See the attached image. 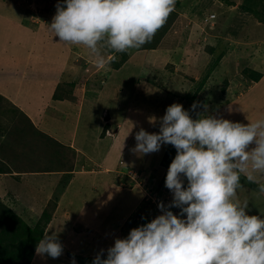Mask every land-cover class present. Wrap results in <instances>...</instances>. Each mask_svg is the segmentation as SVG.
<instances>
[{
    "label": "rangeland",
    "instance_id": "1",
    "mask_svg": "<svg viewBox=\"0 0 264 264\" xmlns=\"http://www.w3.org/2000/svg\"><path fill=\"white\" fill-rule=\"evenodd\" d=\"M58 2L62 0H0V31L4 29L13 42L16 26H23L21 24L24 23L27 25L28 34H32V29L38 31V41L44 25L48 27L47 24L51 23ZM173 13L175 19L169 28L158 38L161 28L151 43H147L149 45L145 44L139 49H130L125 53L105 50L106 57L114 54L118 59L104 69L96 66L95 56L83 45L67 44V47L63 48V60L68 56L66 50L74 51L75 55L78 53L81 58L79 66L74 70L73 80H66L67 77H64L60 85L64 96L69 97L70 103L74 105L71 107L74 109L71 114L77 117L78 110L89 112V106L84 102L81 92L95 89V96H98L99 91L102 92V123L105 125L99 134L105 137L103 139L106 142L107 137H112L111 144L119 140L117 144L119 143L122 153L117 157L113 154L107 155L101 163L91 166L87 175L98 174L99 179H104V175L108 173L111 180L106 178L102 186L95 178L90 181L92 192L85 196L94 197L88 198L85 202L88 206L84 210L71 207L67 203L69 200H76L75 195L86 191L75 185H72L75 188L73 189L64 181V175L47 173L42 189L34 188L39 184L37 179H28L27 184L33 194H39L36 199L32 198V204L31 201L26 203V206L30 204L27 207L25 204L20 208L15 207L17 216L33 228L37 222L43 220V208L47 206L52 218L50 224L48 223L49 227H45L46 234L58 233L52 229L60 226L59 232L64 239L62 244L65 243L64 253L59 258L34 256L29 264H72L73 257L76 264H92L101 249L105 250L106 258V250L114 244L115 238L126 237L132 228L161 214L158 202L163 201L167 205L172 200V193L165 187V178L176 155V149L170 144L162 145L159 152L142 157L132 153L130 149L135 146V133L141 128L148 132L159 131V123L154 125L150 118L162 117L170 104L181 103L193 118H197V112L203 111L202 107H198L196 111L191 110L193 103L199 102L201 105H207L209 115L244 124H247L248 120L264 119V0H176ZM51 34L53 33L49 35ZM152 46L155 47L151 48ZM46 47L44 50L51 48ZM152 49H155V52H148ZM32 50L38 49L28 46V56ZM45 53L40 47L36 54L40 56ZM132 55L138 64L131 63ZM78 59L76 56V60ZM121 60V64L130 60L125 64L127 66H124L125 71L116 68V63ZM134 64L136 67L140 66V69ZM257 74L262 77L254 81V75ZM75 84L80 88V94L73 90ZM112 90L115 94L122 93V104L117 100L115 109L111 108L112 103H109L112 102ZM2 93L0 155L4 151L3 156L9 157L10 153L17 149L21 154L19 158L31 160L35 156L39 157L40 150L33 151L34 154L30 151L28 153V145L46 137H42V133L32 128V120L27 117L28 114L14 107L11 103L12 97H6ZM117 109L123 111L118 113ZM124 115L129 121L126 123H131L134 127L132 136L124 143L122 149L123 143L120 144V140L125 134L123 129L119 134L120 129L117 127L120 125L116 121L117 117L122 120ZM46 136L49 139V136ZM71 148L77 151L72 145ZM86 150L88 151L87 148ZM0 159H3L2 155ZM15 162L18 167L19 160ZM77 162L85 163L84 168H89V165L94 163L83 156L81 160H75V163ZM1 163L7 164L6 161ZM14 165H11L13 169H17ZM11 177L9 176V179ZM76 178L71 181L75 182ZM257 179L264 183V176L257 175ZM241 183L243 187L238 190V196L241 202H249V214L264 215V193H260L258 185L249 183L244 176L241 177ZM107 187L110 189L104 192ZM2 188L1 184V201ZM131 191L134 195L128 205L127 198L132 195ZM102 194L103 197L100 198ZM60 196H64V203L54 206ZM45 197L47 200L52 197L55 202L48 203L43 199ZM79 200L81 198L77 199L76 205L80 203ZM49 202H52V199ZM1 204L4 205L2 202ZM1 209L0 214L4 213ZM171 210L175 214L180 213L179 208L173 207ZM5 225L6 222L0 220V229ZM61 228L67 230L61 231ZM17 232L18 230H15L12 235L16 233L15 237L21 240L22 236Z\"/></svg>",
    "mask_w": 264,
    "mask_h": 264
},
{
    "label": "clouds",
    "instance_id": "2",
    "mask_svg": "<svg viewBox=\"0 0 264 264\" xmlns=\"http://www.w3.org/2000/svg\"><path fill=\"white\" fill-rule=\"evenodd\" d=\"M175 5L176 0H62L47 26L59 42L86 47L104 69L118 59L106 57L105 50L125 53L151 43ZM198 107L203 111L193 118L174 102L162 117L150 118L159 123L158 132L135 133L130 151L138 156L159 152L162 145L176 149L165 178L172 200L158 202L160 215L115 238L106 258L101 249L92 264H264V215H250L249 202L238 196L242 176L264 193L257 179L264 176V119L244 124L209 115L199 102L191 110ZM35 252L57 259L64 245L58 233H48Z\"/></svg>",
    "mask_w": 264,
    "mask_h": 264
},
{
    "label": "crops",
    "instance_id": "3",
    "mask_svg": "<svg viewBox=\"0 0 264 264\" xmlns=\"http://www.w3.org/2000/svg\"><path fill=\"white\" fill-rule=\"evenodd\" d=\"M21 25L23 26H16L15 28L16 32L14 31L15 34L12 38L13 42H11L10 36L7 35V32L5 33L4 29H1L0 31V91L3 92L2 94L6 97L8 95L12 97L11 103H13L14 107L18 108L19 111L28 114L27 117L29 116L32 120V128L38 130L39 133H42V137L44 135L46 138H41L39 141L35 140L32 142L34 144L31 143L28 145V153L30 151L34 154L35 151L37 152L40 150L39 157H34L37 161L34 158L31 160L30 158H28V160L25 158H19L21 154L17 149L13 150L9 157L3 156L4 151H2L1 155L3 159H0V164L6 168L7 172L0 173V176L5 178L4 185L2 184L3 188L1 193L3 201L0 200V205L2 202L5 206L15 210V207L20 208L24 204L26 206V203H29L30 201V204H32V198L36 199L39 193L33 194V191L27 184L28 179L30 177L37 179L39 184L35 185L34 188L38 189V187H41L42 189L45 186V175L47 173H56L60 176L64 175V181L68 182V185L70 184L73 189L75 188L72 185H75L78 186L79 189L86 191V193H82L81 195H75L74 198L76 200L67 201L71 207L84 210L88 206V204L85 203L88 201V198L90 197L92 199L94 197L93 195L89 197L85 196V194L88 195L92 192V184L90 181L95 178L100 186H102V183L106 178H109V181L111 180L108 173L104 175L106 178L103 179V177H101L102 180L99 179L98 174L95 176H89L87 173L91 169V166L101 163L102 159H105L107 155L113 154L117 157L118 154L122 153V151L119 150V143L117 144L119 140H115L114 143L111 144L110 140L112 137H107L108 142H106L103 139L105 137H102V135L99 134L103 131L105 125V123H102V92L99 91V93H97L98 96H95V89L83 93L79 90L80 88L77 87L78 85L75 84L73 90L76 91V93H82L84 102L89 106V112L86 110H78L77 113L79 114L77 117L71 114L74 112V109L72 110L71 108L74 107V105L70 103V100L68 99L69 97L64 96L62 91L63 88L60 89V85L64 77H67L66 80H73L74 70L79 66V62L81 61L80 55H78V53L75 55V52L72 50H66L68 56L66 60H63V48L67 47L68 43L59 42L58 37L53 38V34L49 35L52 32H50L46 25H44L37 41L38 31L32 29V34H28L26 29L27 25L24 23ZM172 38L174 37H170V39ZM165 41L166 40H164V42ZM28 46H30L31 49L35 48L38 50H32V54L30 53L28 56ZM46 46L51 48L44 50ZM40 47L46 52L45 54H42L43 56H37L38 54H36L40 51ZM152 51L155 52V49L148 52ZM76 56L79 58L78 60H76ZM130 60L131 63L138 64L133 55L130 57ZM130 60L126 63L130 62ZM83 64L84 63H82V65ZM125 64H121L119 67L116 66V68H118V70L121 68L120 71H125L124 66H127ZM136 68L140 69V66H137ZM121 77L124 78L125 76L121 75ZM100 86V88H102V85ZM112 93V102L109 101V103H112L111 108L113 107V109H115V103H117V100L122 104V93L116 92L115 94L114 91ZM118 96H120L119 99ZM69 107L71 108L69 111L70 113L67 111L69 110ZM77 107L79 108L78 105ZM28 108L32 109L29 110ZM121 111L123 110L117 109L118 113ZM120 120V117H117L116 122L120 125L117 127L120 129L119 134L121 133V129H123L126 137L131 130L132 125L131 123H126L129 121L126 120L125 115L122 117V120ZM111 127L113 128L114 126ZM46 135L49 136V139H47ZM131 136L132 132L126 137L125 142V137L122 136L120 144L123 142L127 143ZM119 138L120 135L118 136V139ZM116 144L118 150L115 148ZM71 145L75 147L77 150L76 152L71 148ZM81 156L87 157L89 161L94 163L89 165L86 162V164L89 165V168H84L83 165H85V163L83 164V162L75 163V160H81ZM17 159L19 160L18 167L16 166L17 162L14 163ZM41 160L42 162L40 163ZM1 161H6L7 164L1 163ZM35 164L36 167H34ZM11 165H14L17 169H13ZM9 176H12L11 179H9ZM41 177L43 178L41 179ZM72 178H76L75 182L71 181ZM67 189L65 191H67ZM109 189V187L105 188L104 192ZM131 193L132 195H129L127 198L128 205L131 204V198L134 195L132 191ZM101 197H103V194L100 195V198ZM79 198H81V200H79L80 203L76 205L77 199ZM43 199L45 200L46 197ZM51 199L52 202H49ZM51 199L48 198V200L46 199L45 201L48 203H54L55 201L52 197ZM62 203H64V196L63 198L60 196L54 206L61 205ZM46 207L47 206H44L43 209L45 210ZM63 229L65 228H61V231ZM53 230L58 232L59 239L62 242L64 239L62 238L63 236L60 235L61 232H59L60 226L53 228L52 231ZM66 230L67 229H65V231ZM45 234L46 231L44 235ZM63 245H65V243ZM35 256H37L36 252Z\"/></svg>",
    "mask_w": 264,
    "mask_h": 264
},
{
    "label": "trees",
    "instance_id": "4",
    "mask_svg": "<svg viewBox=\"0 0 264 264\" xmlns=\"http://www.w3.org/2000/svg\"><path fill=\"white\" fill-rule=\"evenodd\" d=\"M175 14H171L165 24L162 27V31L157 33V37L169 28L170 23L175 19ZM149 44H146V46ZM155 47V46H154ZM153 46L151 48H154ZM123 60L117 62L116 66H120ZM262 76L260 74L254 75V81H258ZM7 172L6 168L0 164V173ZM5 178L0 176V185H4ZM1 210L4 213L0 214L1 222H6L3 229H0V264H29L35 256V248L38 241L43 237L45 232V227L48 225L52 218V213H49L47 208L42 213V219L37 224L31 228L30 225L17 216L16 211L5 206L0 205ZM18 230L22 236L19 240L16 233H12ZM12 231V232H11ZM10 233V234H9Z\"/></svg>",
    "mask_w": 264,
    "mask_h": 264
}]
</instances>
